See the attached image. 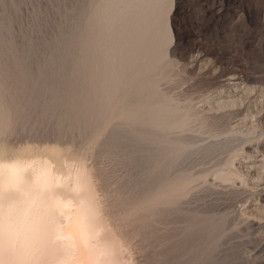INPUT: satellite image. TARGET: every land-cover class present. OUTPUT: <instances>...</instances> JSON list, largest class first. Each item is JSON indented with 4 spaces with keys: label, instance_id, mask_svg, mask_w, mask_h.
Listing matches in <instances>:
<instances>
[{
    "label": "rangeland",
    "instance_id": "374dc122",
    "mask_svg": "<svg viewBox=\"0 0 264 264\" xmlns=\"http://www.w3.org/2000/svg\"><path fill=\"white\" fill-rule=\"evenodd\" d=\"M118 1L119 0H0V119L2 120L1 116L3 112L4 116L6 114L3 119H7L5 122L9 121L5 125L4 121L2 120V122L0 120V124L3 123L1 124L3 126L0 125L2 128L0 129V155L5 156L10 154V151H12L19 142L22 141L23 144V141H26V139L33 140L34 138V140L41 141L48 138L50 139V137H56L57 134L61 139H69L68 136L70 138L74 136L73 141H76V143L82 142L81 146L83 148L85 147L84 150L88 153L95 154L97 152L95 141H97L100 136V125L99 123L94 124L96 122L93 123V128H97L96 130H93V128L89 129L90 125L92 127V122L86 124V127H82L81 124L83 125V121L81 122V119L83 120V117L92 118L93 115L98 113L97 111H99V107L97 104L92 105L91 102L88 103L89 105L86 104L84 106L82 109L83 112L82 110H76L74 105L80 102L79 93L81 91L83 93H91L90 91H92L94 85L100 86L99 83H101V86H104L107 84L111 75L113 77V71L118 67L117 64L121 63L122 59L121 64L124 62V64L126 63L125 66H127V64H130L129 58H137L138 55L137 60H131V65L134 64L135 67L137 65L139 67H136L137 69H135L133 65L132 69L129 68L131 65H128L127 70L130 72L132 69V72H130L131 76L133 75L132 73L136 72L134 75H137L136 77L140 78H136L134 81L133 78H135V76L132 78L129 72H125V74L127 73V76H130L125 79L124 77H126V75L124 74V71L126 70H124L121 72V76L118 77L117 83L113 84L114 86L112 85L114 92L110 89L112 86H110L109 90L113 92L115 97H120L118 94L124 92L122 97L128 100L131 99V97L135 98L136 95L138 96V94L140 95L142 92L145 95V93L153 91L152 97L154 96V100H156L155 98L161 99V96L163 98L167 94L165 97H168V95L171 96V98L169 97L172 99L171 101L175 99L173 102L178 105H175L176 109H179L175 110L177 116L178 114L184 116L187 112L189 113L187 116L191 121L188 120L189 128L187 129V132H185V130L179 132L180 130L176 129L175 134L177 132V135L190 134L191 136L194 135V138H192L193 136H190L191 138L189 135L187 136L186 141H190L187 144V150L190 151L186 152V154L179 160L180 162H176L175 165L178 166L176 167L174 165L173 168L182 170L187 169L188 171H185L192 173V177H194L193 174L196 175L195 179L204 178L211 186L214 183V186H212L213 188L209 187L210 190L208 187V189H206L200 186L193 188L194 191L197 190L200 193H198L200 195L199 202L211 203L207 215L214 220V229L216 228L214 231L221 227L220 225L224 224L226 220L230 219V214L233 209H242V213L245 214V216L242 214L241 219L248 218L249 216L259 219L263 216L261 207L263 208L264 196L261 195L262 197L260 196L258 199L257 195H254L253 198H250L251 200L248 201L249 203L242 204L243 206H240V203H234L227 207L224 205V197L220 194L219 183L216 184L219 182V179L216 177V172H218L217 170L221 172V170L228 171L230 169L229 171L234 173V178L239 179L238 181L245 180V182L249 185L252 184V186H255L258 181H261L264 177V165L260 162V159H264V0H184V3L189 7V17L191 18L192 23H196L194 31L187 34L190 41L186 44L174 42V32L171 27V14L175 0H144V2L143 0H121L122 2L120 4V1ZM125 4L127 6H125ZM229 7L231 8V11H224ZM128 8L130 10H128ZM92 9L94 11H92ZM123 10L126 15H123ZM110 11H112V13ZM131 11H135V15ZM115 12H117V14ZM141 13H144L145 15H142ZM141 15L143 17H141ZM92 16L94 18H92ZM114 16L115 19L112 20ZM128 16L129 18H133L128 19ZM103 17H105V19ZM119 17L122 18L118 19ZM210 22L213 24L208 26ZM110 24H113V26H110ZM122 27H124V29ZM103 29L106 30L104 31ZM180 30L181 28L177 25V33L179 37L182 36ZM132 31H134V33ZM167 37L169 38L167 39ZM120 38H124L123 40H126L127 43L121 45L120 48L122 50L119 48L120 45L116 44L117 51L114 56H116L118 52L119 53L116 57L110 58L112 44ZM133 40L137 42L132 43L134 42ZM144 41L146 43H144ZM111 42L112 44H110ZM129 44L133 45L129 46ZM156 47L157 51L155 49ZM150 49L151 54L147 53L150 52ZM92 50H95L96 52ZM101 50L103 53L100 52ZM137 52L139 53L137 54ZM160 52H162L160 57L163 54V59L161 58V62L158 61V65L156 63L154 64L156 57L160 60L158 57ZM97 53L100 56L103 54V56L100 57L99 55H96ZM124 53L129 54L125 55ZM144 53H147L149 58L146 56L147 54L143 55ZM152 53L158 55L155 56V54L152 55ZM119 54H121V57L123 58H120ZM142 55L144 57H142ZM97 56L105 61L108 58L109 60L114 59L111 63V67H113L111 68L109 65H100V67L99 65L95 66L94 62ZM139 56L141 58L140 62H138L140 59ZM153 56H155V60L153 59ZM119 59L121 60L119 61ZM145 59H150L148 64L147 62L145 64V61H147ZM152 59L154 61L153 63H151ZM139 63H143L144 66L148 67H142L143 64L140 66ZM150 63L151 67L149 68ZM152 65H155L156 67H153ZM113 68L115 69L113 70ZM144 68H154L153 71L156 72L154 73L152 70H150V72L152 71L155 74V77L152 75L153 73L149 74L147 72L148 70H143ZM123 69H126V67H123ZM140 70L146 71V74L148 75L144 76L146 75L144 74L142 76ZM105 73L106 77L108 76L107 78L105 77ZM122 73L125 76H123ZM150 75L154 80L151 77H149L150 79L148 78ZM100 76H104L105 80L102 77L100 78ZM122 77L124 79L123 81ZM142 77L143 81L141 80ZM157 78H159L158 80H160V84L156 81ZM148 79L151 81L148 82ZM126 80H132V83L134 81V86ZM139 80L140 83H137ZM152 80L155 81V83ZM125 81L129 86L125 84ZM145 83L147 84L145 87L148 90L146 88L144 90V87H142V84L144 86ZM153 83L156 86L158 84V88L153 85L155 86L153 88H156V90L152 87V89L150 88L149 90V87L152 86L151 84ZM88 84H90V88ZM135 84L138 86L137 89L135 88ZM76 86H78V88ZM86 86H88L89 89ZM132 86L134 89L132 88L130 90H137L136 92H138V94L135 91H129V93H133V95L131 96L129 94L128 96V92L125 93V91ZM140 87L143 91H140ZM123 88L125 90H123ZM139 88L140 90H138ZM146 90L148 92H146ZM99 94L100 93L97 92L96 94H93V96H98ZM125 95H127L128 98ZM176 101L179 103L177 102V104ZM173 102H171V104ZM185 102H187L188 105L186 103L184 107ZM182 104L183 107L181 106ZM91 107L92 112L89 110ZM188 107L189 110H186ZM72 109L78 114L80 111V114L78 115L76 112H73ZM71 111L72 115H70ZM65 112L68 113L67 117V113L65 114ZM62 115L67 121L64 120ZM75 115L77 117H75ZM78 116L81 117L78 118ZM69 119L72 121L68 122L70 121ZM74 119L77 120L75 121ZM59 124L61 126H66L62 129ZM67 124L70 125V128ZM4 126L7 127L5 128ZM56 126H60L59 129L61 128L64 131L68 126V130H70L65 131L67 132V136L66 133L64 134V131L61 129L60 131ZM250 128L252 129L250 130ZM72 129L74 130V133L71 131ZM59 131L61 133H59ZM78 131L81 133H78ZM247 131H249V134ZM89 132H92V134H89ZM234 132H236L235 139H226L225 141V138L228 137L227 135L230 137ZM62 134L65 135V138ZM219 140L225 142L218 143V145L207 146L210 141L216 142ZM132 147L134 150L133 152H135L134 156L132 155V165L134 168L138 161L139 153L141 154L143 152H140L137 146L132 145ZM135 148H137V150H135ZM135 156L138 157L137 161L135 160ZM231 157L233 159H231ZM218 158H221L222 162L225 163H220L221 160ZM217 159L220 162H218ZM216 161L219 164H217ZM228 164L229 167H227ZM223 165H225V167ZM196 169L198 171L202 170L203 172L199 171L200 173H195L197 171ZM213 174H215V176ZM213 178H215V182H213ZM207 179L210 180V182ZM255 180L257 183L253 184L256 182ZM201 189L206 190V193L203 194L204 191L202 192ZM211 189L212 191H215L211 192ZM199 190H201L202 193ZM209 195H212L210 199L208 198ZM202 196L206 199L203 200ZM214 197V200H216L215 202H213ZM219 197L222 199L220 200ZM220 201L224 202V204H221ZM222 206L225 208L223 209ZM221 220L223 221L221 222ZM177 224L179 226L183 225L181 219L178 220ZM230 227L231 226L226 228V233H229L230 231L231 233H234V229ZM231 237H228L227 239L219 238L221 243L224 239L226 242H223L224 245L228 244L225 246L231 247L234 251V256H236L234 257L232 255L233 253L231 254L232 256H228L223 260L226 264L228 261L232 263L233 261L238 262L239 260H243V256L247 257L252 245L254 246V244L251 243L247 245L240 244L239 242H244L243 240H240V236H237L236 239L235 237L233 238V236ZM233 257L236 258V260H234ZM239 257L242 259H237ZM220 262L208 261V264H220ZM221 264H223V262H221Z\"/></svg>",
    "mask_w": 264,
    "mask_h": 264
},
{
    "label": "bare ground",
    "instance_id": "6f19581e",
    "mask_svg": "<svg viewBox=\"0 0 264 264\" xmlns=\"http://www.w3.org/2000/svg\"><path fill=\"white\" fill-rule=\"evenodd\" d=\"M119 1L118 2L120 4L122 1ZM125 6L127 5L125 4ZM124 10L122 11L123 13ZM128 10L130 9L128 8ZM92 11L94 10L92 9ZM112 11L110 12L112 13ZM117 12L115 13L117 14ZM131 12H133V14L135 13V11ZM141 14L145 15L144 13ZM123 15L126 14L124 13ZM142 15L141 17H143ZM92 18L94 17L92 16ZM103 18L105 19V17ZM120 18L122 17H119L118 19ZM130 18L128 16V19ZM114 19L115 16L114 18H112V20ZM111 25L113 26V24H110V26ZM122 28L124 29V27ZM132 32L134 33V31ZM168 38L169 37H167V39ZM123 39L120 38L116 42L114 41L115 43H110L113 45L110 51V58L116 57L118 55L119 52L116 56H114L117 51V45H120V48L122 44L127 43V41ZM133 41L134 42H131H137L135 40ZM146 42L144 41V43ZM130 45L133 44H129V46ZM155 49L157 51V47ZM95 50L92 51L96 52ZM100 52H102V50ZM138 53L139 52H137V54ZM147 53L151 54V49L150 52ZM147 53H144L143 55H146ZM161 53L162 52H160L158 56L160 60H158L157 57L155 60V56H157L158 54L156 55L155 53H152V55L155 54V56H153L155 62L152 59L151 63L154 62V64L156 63L158 65V61L161 62V58L163 55L162 54L160 57ZM124 54L128 55L129 53ZM96 55L99 54L97 53ZM119 55L120 58H123L121 57V54ZM143 55L142 57H144ZM99 56L96 57V60L94 58L95 62L93 60L95 66L99 65L100 67V65H109L111 67V63L114 59L109 60L108 58L105 61L100 58L101 56H103V54L100 57ZM146 56H148L149 58L148 54ZM135 58H129L130 64H127V66L131 65L132 59L137 60L138 55L137 58ZM120 60L121 59H119V61ZM140 61L141 58L138 62ZM148 61H150V59L145 61V64L146 62L148 64ZM121 63L117 64L118 67L116 69L113 68V70L115 69L114 71L112 70L113 77L112 75L111 77L109 76L110 78L107 81V84L101 86V83L98 82L100 86H92L93 88L92 91H90L91 93H83L81 91L79 93L80 102L77 101L78 103L74 105V108L76 110H82L86 104L91 102L92 105L97 104V106L99 107V111H97L98 113L96 115H93L92 118L83 117V120L81 119V122L83 121V125L80 123L81 126L84 127L86 124L92 122V127L90 125L89 129L93 128L94 122H96L94 124L99 123L100 125V136L98 137V140L95 141V145L97 146V152L95 154L88 153L86 150H84L85 147L83 148L81 146L82 142L76 143V141H73L74 136L70 132L73 137L71 136L72 138H70L68 136L69 139H61L58 134L56 137H50V139L48 138L41 141L34 140V138L33 140L26 139V141H23V144L22 141L17 145L15 144L16 146L14 145L15 147L14 149H12V151H10V154L5 155L4 151L5 156L0 155V231H2L0 264H208V261H221L224 264L225 261L223 260H225L232 253V255L234 256V251L231 249V247H226L228 244H225L226 246L224 245V243H226L224 239H227L231 236H233V238L235 237V239L237 238V236H240V240L244 241L239 242L240 244L247 245L251 243L254 244V246L252 245L250 253L247 257L243 256V260H237L238 262L233 261L232 263L228 261L229 264H264V203L263 208L261 207L263 216L259 219L250 216L248 218L241 219V215L243 214L242 209H233L230 214V219L226 220V222H224V224L222 225H220V223L218 222L221 227L214 231L216 229H214V220L212 217L207 215L209 205H211V203H205L202 201L199 202L200 193L197 190V192L193 190V188L197 186L206 189H208L209 187L213 188L212 186H214V183L211 186L204 178L195 179L196 175L193 174L194 177H192V173L186 172L188 171L187 169H185V171L182 169L173 168L176 162L179 161L181 157L186 154V152L190 151L187 150V144L190 141L187 142L186 140L187 136L189 135L190 137L191 135H177V131V133L175 134L176 129H179V132L183 130L187 132V129L189 128L188 120L191 121V119H189L187 116V114L189 115V113L187 112L184 116H182V114L181 116L179 114L177 116V112L175 110L179 109H176V106L178 105L173 102L175 99L171 101V96L168 95V97H165L167 95H165V93V96L163 98L161 96V99L155 98L156 100H154V96L152 97L153 91L148 92V89L145 87V85H147V82L144 84V86L142 84L144 90L146 88V92H148L145 93V95L143 94V92L139 95L138 92H136L137 90L131 91L130 89L133 88L135 83L134 81L136 80V78H138L136 77L137 75H134L136 72L132 73V76L130 73L132 72V66L134 64H132L131 67L129 66V68H132L129 72V70H127L128 67L125 66L126 63ZM151 63L149 68L151 67ZM142 64H140V66ZM143 66L144 64L142 65V67ZM123 67H126V69H123ZM136 67L139 66L137 65ZM136 67L134 65L135 69H137ZM144 67L146 68L148 66ZM153 67L156 66L154 65ZM145 68L143 70H148L147 72L149 74H152L154 72V68ZM150 70H152L153 72H150ZM122 71H124V74L125 72H129L132 78L135 76V78H133V83L131 82L132 80H126L132 83L133 86L129 87V89H126L125 91V93L128 92V96L130 94L129 91H135L138 94V96L136 95L135 98L131 97L133 93L130 94L131 99L129 100L122 97L124 92L118 94L120 95V97H115V95H113V84L117 83L118 77L121 76ZM142 71L140 72V74L143 76L144 74H146V71ZM154 73L152 74L153 76L155 75ZM147 75L148 74L144 76ZM128 76L126 75V77L124 78L127 79ZM101 77L102 76H100V78ZM105 77L103 76L102 78H104L105 80ZM149 77L152 78L151 75L148 76V78ZM149 79L148 82L151 81ZM158 79L159 78H157L156 81L159 82L160 80ZM123 80L124 79L122 77V81ZM141 80L143 81V77L141 78ZM138 82L140 83V80L137 81V83ZM153 82L155 83V81ZM154 83L151 84L152 86L149 87V90L151 87L153 88L156 86ZM158 84H160V82ZM88 85L90 88V84ZM110 86H112V88H110ZM157 86L156 88H158ZM76 87L78 88V86ZM86 87L88 88V86ZM137 87L138 86H136L135 88L137 89ZM109 88L113 90V92L110 91ZM124 88L123 90H125ZM140 88L138 90H140ZM156 88L153 89L156 90ZM140 91H143L142 88ZM97 92H99L100 94L98 96H93V94H96ZM171 102L173 103L171 104ZM177 102L178 101H176V103ZM187 102H185L184 107ZM181 106L183 107V104ZM91 109L92 107L89 109L92 112ZM186 110H189V107L188 109L186 108ZM73 112L76 111L73 110ZM66 113L67 112H65V114ZM68 113L66 114V117ZM70 113V115H72V111ZM3 116L4 114L2 112L1 118L6 125V123L9 121L5 122L7 119H3L5 118L6 114L4 117ZM62 117L64 118L63 115ZM75 117L77 116L75 115ZM79 117L81 116H78V118ZM64 120H66V118H64ZM74 120L76 121L77 119ZM71 121L72 120L68 122ZM67 125L70 128V125ZM1 126L0 129H2ZM65 126H61L62 129H64L63 127ZM68 126L66 130H68ZM57 127L58 126H56V128ZM94 129L95 127L93 128V130ZM251 129L252 128H250V130ZM60 131L59 133H61ZM65 131L64 134L66 133L67 136V132ZM71 131L73 132L74 130L72 129ZM79 132L80 131H78V133ZM248 132L249 131H247V133ZM90 133L92 134V132H89V134ZM235 135L236 132L232 133L230 137L229 135H227L228 137L225 138V141L226 139H235ZM62 136L64 137L65 135L62 134ZM192 136L191 137L194 138V135ZM225 141H210V143L208 142L209 144L207 146L209 147L211 145H218V143ZM132 145L137 146L138 150L144 153V155L143 153H141L142 155L140 153L139 155L137 154L139 158L135 156V160L137 161L138 158V161L136 162V167L134 166V168L132 165V155L134 156L135 152H133L134 150ZM137 148H135V150H137ZM232 157L231 159H233ZM218 159L221 160V158ZM218 162L220 161L218 160ZM218 162L217 164H219ZM260 162L262 163V165H264V159H260ZM220 163L224 164L225 162H222L221 160ZM223 166L225 167V165ZM227 167H229V164ZM229 170H221V172L217 170L219 173L216 172V177L219 179V182H217L216 184L219 183L218 185L220 186V194L224 197L223 200H225V204L224 202L220 201L221 204L223 203L228 207L231 204L240 203V206H243L242 204H246L249 200H251L250 198H253L254 195H257L258 199L261 195L264 196V177L262 178V180L260 179L261 181H258V183L256 180V182H252L253 184L257 183L255 186H252V184L249 185L247 182H245V180L238 181L239 179L234 178V173L230 172ZM199 171L197 170L195 173ZM200 172L203 171L201 170ZM213 175L215 176V174ZM213 179L214 181H212L215 182V178ZM208 181L210 182V180ZM201 190L202 192L204 191L203 194L206 193V190ZM201 190L199 191L201 192ZM213 191L211 189V192ZM211 196L209 195L208 198L210 199ZM202 199L204 200L206 198H203L202 196ZM214 199L215 197L213 198V202L216 201ZM221 199L222 198H220V200ZM243 215L245 216V214ZM180 219L183 222V225L181 226L177 224L178 220ZM222 221L223 220H221V222ZM229 226L234 229L233 231L235 234L231 233V231L229 233L225 232L226 228ZM220 237L221 239L224 238L222 243L221 241H219ZM240 258L241 257L237 259ZM234 260H236V258H234Z\"/></svg>",
    "mask_w": 264,
    "mask_h": 264
},
{
    "label": "trees",
    "instance_id": "16d2710c",
    "mask_svg": "<svg viewBox=\"0 0 264 264\" xmlns=\"http://www.w3.org/2000/svg\"><path fill=\"white\" fill-rule=\"evenodd\" d=\"M231 11V8H227L224 11ZM213 23L210 22L208 26H211ZM177 25L181 28L180 32L181 37L177 33ZM171 27L174 32V42H181L186 44L190 41V38L187 34H190L194 31L196 23H192L191 18L189 17V7L184 3V0H175L174 8L171 14Z\"/></svg>",
    "mask_w": 264,
    "mask_h": 264
},
{
    "label": "snow or ice",
    "instance_id": "6c2138e0",
    "mask_svg": "<svg viewBox=\"0 0 264 264\" xmlns=\"http://www.w3.org/2000/svg\"><path fill=\"white\" fill-rule=\"evenodd\" d=\"M0 248H2V231H0Z\"/></svg>",
    "mask_w": 264,
    "mask_h": 264
}]
</instances>
